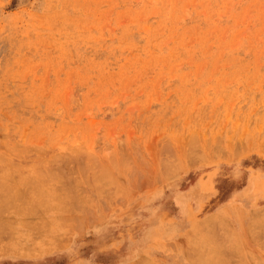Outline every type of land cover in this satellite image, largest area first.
I'll return each mask as SVG.
<instances>
[{
	"label": "rangeland",
	"instance_id": "1",
	"mask_svg": "<svg viewBox=\"0 0 264 264\" xmlns=\"http://www.w3.org/2000/svg\"><path fill=\"white\" fill-rule=\"evenodd\" d=\"M142 263L264 264V0H0V264Z\"/></svg>",
	"mask_w": 264,
	"mask_h": 264
},
{
	"label": "bare ground",
	"instance_id": "2",
	"mask_svg": "<svg viewBox=\"0 0 264 264\" xmlns=\"http://www.w3.org/2000/svg\"><path fill=\"white\" fill-rule=\"evenodd\" d=\"M191 147V146H190ZM240 149V148H239ZM189 151V150H188ZM214 151V150H213ZM187 154V153H186ZM213 155V154H212ZM193 156V155H192ZM202 157V156H201ZM189 158V157H188ZM203 158V157H202ZM185 159H187V158H185ZM196 160V159H195ZM188 161V160H187ZM190 161V160H189ZM188 161V162H189ZM189 167V166H188ZM211 218V217H210ZM213 218V217H212ZM212 220V219H211ZM217 220V219H216ZM210 221V220H209ZM218 221V220H217ZM220 221V220H219ZM213 222V221H212ZM210 223V222H209ZM210 225V224H209ZM213 225V224H212ZM143 264V263H142ZM145 264V263H144Z\"/></svg>",
	"mask_w": 264,
	"mask_h": 264
}]
</instances>
